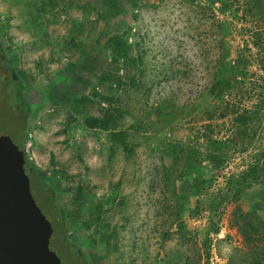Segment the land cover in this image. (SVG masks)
Masks as SVG:
<instances>
[{"label":"rangeland","instance_id":"1","mask_svg":"<svg viewBox=\"0 0 264 264\" xmlns=\"http://www.w3.org/2000/svg\"><path fill=\"white\" fill-rule=\"evenodd\" d=\"M128 26L142 83L135 86L139 72L129 78L130 64L110 93L93 66L114 68L104 38ZM225 51L236 53L244 72L226 100L252 108L264 93V0H0V134L22 147L35 169L33 198L52 224L61 222L49 243L61 264H264L263 225L250 241L240 226L259 185L238 199L220 197L229 176L264 159V117L246 149L232 148L214 171L208 196L178 192L182 162L166 166L173 144L196 147L233 133L230 115L213 108L208 118L205 110ZM107 108L127 149L86 123ZM260 215L249 217L258 223Z\"/></svg>","mask_w":264,"mask_h":264},{"label":"trees","instance_id":"2","mask_svg":"<svg viewBox=\"0 0 264 264\" xmlns=\"http://www.w3.org/2000/svg\"><path fill=\"white\" fill-rule=\"evenodd\" d=\"M212 1L222 2L223 0ZM105 16L107 18L111 17L109 11H106ZM129 29L130 26L119 32L112 31L104 38L103 48L107 50L108 55L113 58V62L115 63L114 68H100L99 66H93L94 79L99 86L108 87L110 93L122 86L124 78L123 75L120 74V70L123 68L125 73L130 74V71L127 69L130 64L135 67V75L133 73L129 78L133 80L134 76L139 72L141 76L138 81L135 82V86L138 87L140 83H142V57L139 54H135V56L133 55L132 51L134 49V43L128 41ZM137 48L138 47L135 46V49ZM242 78H244V72L240 68L239 59L237 58L236 53L227 55L225 51L215 67L207 89V92L210 95V101L205 104V110L209 112L207 113V117L211 118L210 111H212L213 108L223 110L221 117L230 115L233 126V133L231 136L218 138L210 135L205 138L202 143H198L196 147L188 143L186 145H171L170 156L166 158L168 160L166 166L173 169L175 163L177 164L179 161L182 162L181 176L177 174L175 177H179V182L181 181L178 192L182 191L183 195L190 197L194 193H201L206 197L208 189L212 186L213 181L215 180L214 171L224 167L232 148L234 150L236 148H240L241 150L246 149L247 142L252 141L251 132L255 133L254 126H256V122H261L263 120L264 93H259L257 103L252 108L235 109L233 105L226 100V96L231 95L232 90L236 89ZM86 123L90 127H99L109 130L111 142L119 140L125 149L128 148V144L125 140V133L122 129L117 128L120 122L113 117L110 108L105 109L101 117L93 118L90 121L87 119ZM209 126L210 124L205 125L207 128H209ZM75 149L78 160L83 161V145L80 140L75 141ZM24 156L26 160V172L31 178L32 175H35V169L29 162L25 153ZM261 156L264 155L261 154ZM259 157L260 155L253 161H250L246 167L238 171V173L229 176L225 182L224 192L220 195L221 200H226L228 198L238 199L247 188L254 184L259 185V193L255 207L252 210L241 212L240 215L242 234L247 241L253 240V235L257 232L256 227L258 225H263L264 227V159L261 160ZM36 178L43 184L42 186L47 187L43 178L38 175H36ZM209 201V207L212 209L217 208V203H215L212 198ZM55 210L57 212L56 216L58 217L59 213L56 204ZM258 212H260L261 215L258 218V223H254L252 218L249 217V214H256ZM85 224L88 226L87 223ZM52 226L54 228H59L60 232H62V225L61 222H59V219H56ZM61 238L64 242H68L64 236ZM69 247L72 251L80 253L78 247L74 248L71 245H69ZM261 261L262 260L259 258H254L250 264H262ZM186 264H190L188 260Z\"/></svg>","mask_w":264,"mask_h":264},{"label":"water","instance_id":"3","mask_svg":"<svg viewBox=\"0 0 264 264\" xmlns=\"http://www.w3.org/2000/svg\"><path fill=\"white\" fill-rule=\"evenodd\" d=\"M24 151L0 134V264H61L53 226L30 191Z\"/></svg>","mask_w":264,"mask_h":264},{"label":"flooded vegetation","instance_id":"4","mask_svg":"<svg viewBox=\"0 0 264 264\" xmlns=\"http://www.w3.org/2000/svg\"><path fill=\"white\" fill-rule=\"evenodd\" d=\"M7 69H8L9 72L11 73V77H12L13 79L17 80V79H16V75L14 74L12 67L8 66Z\"/></svg>","mask_w":264,"mask_h":264}]
</instances>
